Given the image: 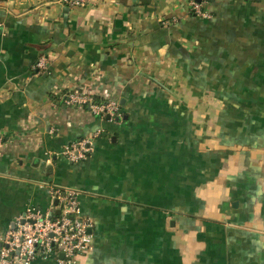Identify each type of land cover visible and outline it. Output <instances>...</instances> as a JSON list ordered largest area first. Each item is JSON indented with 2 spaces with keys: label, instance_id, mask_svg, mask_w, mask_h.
Returning a JSON list of instances; mask_svg holds the SVG:
<instances>
[{
  "label": "crops",
  "instance_id": "crops-1",
  "mask_svg": "<svg viewBox=\"0 0 264 264\" xmlns=\"http://www.w3.org/2000/svg\"><path fill=\"white\" fill-rule=\"evenodd\" d=\"M196 1L0 0V235L70 188L75 264H264V0Z\"/></svg>",
  "mask_w": 264,
  "mask_h": 264
},
{
  "label": "built area",
  "instance_id": "built-area-1",
  "mask_svg": "<svg viewBox=\"0 0 264 264\" xmlns=\"http://www.w3.org/2000/svg\"><path fill=\"white\" fill-rule=\"evenodd\" d=\"M71 5H85L88 0H64ZM190 8L199 16H207L203 4L190 0ZM38 71L49 69V58L42 55L36 63ZM68 104L87 105L96 113L122 118L118 101L96 103L88 95L68 94ZM95 137H85L62 150L72 163L81 162L94 151ZM52 210L42 213L28 209L19 216L12 228L0 235V264H34L37 259L54 257L59 263L75 264L76 257L89 253L94 247L91 221L81 215L78 192L75 189L51 188ZM56 210V211H54ZM57 210H60L57 213ZM63 255V257H62Z\"/></svg>",
  "mask_w": 264,
  "mask_h": 264
},
{
  "label": "water",
  "instance_id": "water-1",
  "mask_svg": "<svg viewBox=\"0 0 264 264\" xmlns=\"http://www.w3.org/2000/svg\"><path fill=\"white\" fill-rule=\"evenodd\" d=\"M198 1H200V0H198ZM118 120H121V118H118ZM59 212H60V210H57V213H59ZM90 232H91V230H90ZM62 257H63V255H62Z\"/></svg>",
  "mask_w": 264,
  "mask_h": 264
}]
</instances>
